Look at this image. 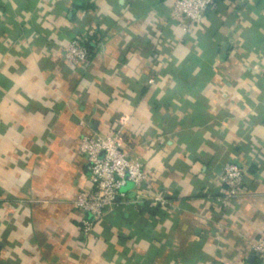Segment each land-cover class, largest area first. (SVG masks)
<instances>
[{
  "label": "crops",
  "instance_id": "0c3cea01",
  "mask_svg": "<svg viewBox=\"0 0 264 264\" xmlns=\"http://www.w3.org/2000/svg\"><path fill=\"white\" fill-rule=\"evenodd\" d=\"M173 3L0 0V264H264V0L184 24ZM76 37L85 65L61 56ZM121 120L140 190L170 204L118 203L85 237L79 141ZM228 162L244 182L225 202Z\"/></svg>",
  "mask_w": 264,
  "mask_h": 264
},
{
  "label": "built area",
  "instance_id": "2783aa9c",
  "mask_svg": "<svg viewBox=\"0 0 264 264\" xmlns=\"http://www.w3.org/2000/svg\"><path fill=\"white\" fill-rule=\"evenodd\" d=\"M216 1L174 0L171 15L179 24L188 21L197 23L202 21L205 12L212 8ZM84 40L83 37L69 40L61 49L63 59L76 65L87 64L90 60V51ZM154 80L152 78L150 82L153 83ZM125 124V120H121L112 133H95L80 138L78 151L88 160L92 188L78 191L73 203L82 212L80 224L85 237L90 235L94 225L102 219L106 211L114 209L118 203L132 205L135 208H140L145 203L158 207L170 204L163 192L144 193L140 190L147 179V174L140 159L126 151ZM218 179L226 189L225 202L242 194L244 170L239 164L226 163ZM130 182L131 190H125ZM248 245L252 253L264 258V236L249 240Z\"/></svg>",
  "mask_w": 264,
  "mask_h": 264
},
{
  "label": "trees",
  "instance_id": "16d2710c",
  "mask_svg": "<svg viewBox=\"0 0 264 264\" xmlns=\"http://www.w3.org/2000/svg\"><path fill=\"white\" fill-rule=\"evenodd\" d=\"M84 43L86 44V46L88 47V49L90 51V58H91L94 55L95 47L93 46L92 43H90V39L89 38L88 39H85L84 40ZM147 205H148V203H145L144 205H142V207L143 206H147Z\"/></svg>",
  "mask_w": 264,
  "mask_h": 264
},
{
  "label": "water",
  "instance_id": "95a60500",
  "mask_svg": "<svg viewBox=\"0 0 264 264\" xmlns=\"http://www.w3.org/2000/svg\"><path fill=\"white\" fill-rule=\"evenodd\" d=\"M132 186V182L128 183V185L124 188L125 190L129 189ZM89 217H91L90 214H88Z\"/></svg>",
  "mask_w": 264,
  "mask_h": 264
}]
</instances>
